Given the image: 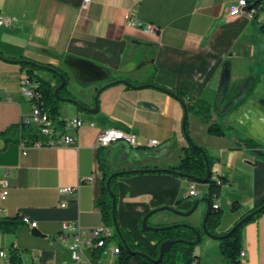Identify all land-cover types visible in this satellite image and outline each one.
Returning a JSON list of instances; mask_svg holds the SVG:
<instances>
[{
	"label": "crops",
	"instance_id": "1",
	"mask_svg": "<svg viewBox=\"0 0 264 264\" xmlns=\"http://www.w3.org/2000/svg\"><path fill=\"white\" fill-rule=\"evenodd\" d=\"M237 1L92 0L85 6L84 0H0L1 12L17 18L0 26L4 57L62 68L69 76V92L88 108L95 107V94L106 85L96 113L69 101L58 103L59 119L79 117L88 122L69 131L75 144L29 146L23 153L25 140H8L0 134V182H9L0 218L20 215L37 222L36 227L23 222L15 233L0 231V249L8 251L12 244L26 249L23 264H75L67 242L59 235L64 221H78L85 240L105 223L98 206L103 188L99 157L108 160L113 172L180 162L189 144L183 128L184 105L160 86L185 88L212 106L210 121L194 113L188 119L192 140L216 159L214 177L229 179L216 201L224 209L218 231H227L241 215L264 201V107L259 101L264 90L257 86L245 98L259 77L257 53L261 50L264 55V10L257 16L246 12L230 16L228 9ZM134 19L156 23L161 31L148 33L133 24ZM26 72L21 64L0 57V131L31 114L32 104L20 92V78ZM38 74L54 82L50 72ZM120 79L152 85H107ZM226 79L230 80L228 87ZM239 96L225 108L226 101ZM211 122L226 127V134H210ZM108 127L133 130L140 140L157 139L160 144L133 148L117 141L99 147L97 137ZM243 138L253 139L258 146L238 148ZM126 147L132 152L125 154ZM191 184L196 195L208 191L207 183L199 189L196 182L169 172L119 176V223L154 253L157 244L141 231L139 219L160 206L191 208ZM67 186L74 191H59ZM235 200L242 205L239 212L231 211ZM197 209L199 215L188 220L196 226L202 223L207 204L200 203ZM185 220L164 210L153 214L149 222L168 225ZM33 228L42 236L34 235ZM242 250L244 264H264V215L243 228ZM195 254L198 264H225L218 239L209 235L196 245ZM116 258L110 250L103 251L100 264H116ZM0 264H7L6 259L0 257ZM131 264L138 263L132 260Z\"/></svg>",
	"mask_w": 264,
	"mask_h": 264
},
{
	"label": "trees",
	"instance_id": "2",
	"mask_svg": "<svg viewBox=\"0 0 264 264\" xmlns=\"http://www.w3.org/2000/svg\"><path fill=\"white\" fill-rule=\"evenodd\" d=\"M252 6L256 9L254 16L264 10V0H250ZM262 28L264 29V23ZM5 60L17 62L21 64L22 68L25 69L28 75L37 82L36 96L32 99V103L41 108L42 111L48 112L54 121L58 125H63L64 120L58 118L59 116V106L58 103L60 99L55 95V89L61 84V78L57 72H54L52 69H56L62 72L67 77V84L61 88L59 94L63 97H73L69 92V76L65 70L55 66L50 63H41L28 58H11L4 57ZM33 61V62H32ZM51 68V70L49 69ZM48 71L54 77V82L44 79L38 74V71ZM260 77H257L250 85L249 93L246 95L247 98L251 95L258 85V80ZM159 86V85H158ZM171 91L175 96L180 100L185 102L187 110L189 113H194L203 117L205 120L210 121L212 118V106L203 98H194L192 97L187 89L185 88H167L160 86ZM66 93V94H65ZM208 132L212 135L223 136L227 132V128L221 125L219 122H211L208 126ZM186 133L189 134V119L186 122ZM1 135H5L8 140H25L28 144H33L37 140H43L45 143L48 138L41 136L37 133L34 126L29 123L21 120L19 123H13L6 129L0 131ZM192 139V138H191ZM193 141V140H192ZM245 145L247 147H257L258 144L251 138H243L237 142V147ZM100 166L103 173V188L102 195L98 200V206L101 208V213L104 222L112 228L113 234L112 237L108 238L110 241H115L119 245V253L116 258V264H131L132 260H136L138 264H178L179 259L181 264H198L199 257L195 254L196 244L187 243V242H177L173 244L170 250L164 254L163 258L160 261H155L159 257V246L160 243L167 239H184L188 241L196 240V231L185 226H177L174 228H167L162 230H147L142 227V221L144 216L139 219V227L142 232L146 233L152 240L157 244L156 251L154 253L150 252L143 243L136 241L132 234L127 232L119 223L117 218V225L120 231L121 236L117 233L114 223H113V208H112V196L110 195L106 182L108 177L113 173L109 166L107 159L99 157ZM215 158L209 154L207 149L195 141L189 142L185 147V155L176 165L165 167L168 171L155 170L153 172H169L173 175H177L183 178H186L192 182H200L201 179L205 178L208 173L207 161L210 164V169L212 176L207 182L208 191L205 193L204 197H208L212 202V209L208 215L206 226L209 232L213 235L218 236L220 252L225 259V264H244L240 256L242 251V231L245 225L248 223L259 219L264 215V209L260 212L253 214L250 218L245 219V217L264 205L262 201L259 205L248 210L234 223V225L227 231L220 232L218 228L221 224V219L224 214V209L219 205L215 207L216 201L221 197L223 186L229 183V179L220 175L218 178H215L213 175L212 167L215 162ZM160 168V167H157ZM139 172H126L120 176L132 175ZM119 176H114L111 181V189L117 195L118 199V185L117 179ZM196 201V200H195ZM194 201V202H195ZM193 202V204H194ZM176 207V206H175ZM242 208L241 203L238 200H235L231 204V211L239 212ZM117 216V208H116ZM23 216L17 215L13 217H2L0 218V231L4 233H15L17 227L23 223ZM186 222V221H184ZM149 224H151L149 222ZM163 223L157 224V226H162ZM197 230L202 233V238L205 233L202 228L195 226ZM108 240V241H109ZM127 244L129 250L126 249L125 245ZM104 247L95 248L92 251V256L95 261H99L102 255ZM26 252V249H19L14 244H12L8 249V258L7 264H23L22 254ZM135 252H144L150 255L153 259H148ZM36 264V263H34Z\"/></svg>",
	"mask_w": 264,
	"mask_h": 264
},
{
	"label": "built area",
	"instance_id": "3",
	"mask_svg": "<svg viewBox=\"0 0 264 264\" xmlns=\"http://www.w3.org/2000/svg\"><path fill=\"white\" fill-rule=\"evenodd\" d=\"M92 0H84V5L87 6ZM251 8L246 11L245 8L248 6ZM256 9L250 3V0H238L236 3L232 4L228 9V14L230 16H238L243 13H249L254 15ZM17 20L16 17L3 14L0 9V26L10 25ZM131 22L138 27L143 28L144 31L152 34H159L161 27L156 23H145L140 20H131ZM37 82L32 79L26 72L20 78V92L21 95L28 99L32 104L31 114L24 117L22 120L26 123L31 124L35 127L37 133L41 136L47 137L48 140L45 143L43 140H37L33 144H28L26 142L21 143V149L23 153H26V150L29 146H43L46 144H75L76 138L69 131L77 130L88 122L79 118L74 117L69 121H65L63 125H58L51 115L48 112L42 111L40 107L32 103V99L36 96ZM93 125V122H89ZM117 141H124L129 146L133 148L137 147H152L160 144V141L157 139H145L144 141L139 139L137 133L133 130H125L122 128L108 127L103 129L97 137V145L99 147H108L112 143ZM61 192H72L74 187L67 186L61 187L59 189ZM9 194V182L3 180L0 182V205L8 197ZM190 195H196V187L194 184L190 186ZM66 203H62L65 206ZM215 207H219L218 203H215ZM22 220L24 223L31 225L32 227L37 226L36 221H31L28 216H23ZM113 231L112 228L103 223L101 226L96 227L91 231L90 237L84 239L82 235V227L78 221H64L61 227V234L59 238L63 242H67L68 248L71 253L72 261L75 264H100L99 261H95L92 256V251L95 248L104 247L103 251L110 250L112 255L118 256L116 254V247L119 245L113 243L108 238L112 237ZM109 240V241H108ZM244 251L240 253L241 258L244 256ZM0 257L6 259L8 258V251L0 249Z\"/></svg>",
	"mask_w": 264,
	"mask_h": 264
},
{
	"label": "water",
	"instance_id": "4",
	"mask_svg": "<svg viewBox=\"0 0 264 264\" xmlns=\"http://www.w3.org/2000/svg\"><path fill=\"white\" fill-rule=\"evenodd\" d=\"M250 8H251V6L249 5L248 7L245 8V10L248 11ZM0 57L1 58H4V56L2 55L1 52H0ZM49 69L51 70V68H49ZM52 70L54 72H57L59 74V77L61 78V84L58 87H56V89H55V95L60 100H65V101L72 102V103L76 104L79 108L85 109V110H87V111H89L91 113H96V112L99 111V95H100L101 91L103 90V88L106 85L100 87L97 90V92L95 94V107L88 108L83 103H81L79 100H77V99H75L73 97H63V96H61L59 94L61 88L64 87L67 84V77L62 72H60V71H58L56 69H52ZM115 82H123L125 84L131 85V86H134V87H139V88L152 85V84L133 85L127 79H120V80L112 81V82L108 83L107 85H112ZM163 89H165V88H163ZM165 90L166 91H169L167 89H165ZM169 93L173 94L171 91H169ZM175 97L178 98L177 96H175ZM182 103H183L184 109H185L184 120H183V128H184L185 133H186V122H187V119H188V116H189V112L187 110V107L185 105V102L182 101ZM186 137H187V139H188V141L190 143L193 142L189 134L186 133ZM207 165H208V173H207V176L205 178H203V179L200 180V182H202V183H207L209 181V179L211 178V176H212L211 169H210V164H209L208 161H207ZM155 170L168 171V169L165 168V167H163V168L162 167L161 168H157V167H146V168H137V169H124V170L115 171V172L111 173V175L108 177L107 182H106V186H107V189H108L110 195L112 196L113 223H114V227H115L117 233L120 236H121V234H120V231H119V228H118V225H117V216H116L117 195L111 189V181H112L113 177L114 176H120V175H122L123 173H126V172H139V171H143V172H153ZM202 201H204L207 204L206 213H205V216H204L203 221H202V229H203V231H204L205 234H207V235H209L211 237H214V238H218V236L213 235L211 232H209V230L207 229V226H206V222H207L208 215H209V213H210V211L212 209V202H211V200L208 197H202V198H198L194 202V204L192 205V207L189 208L188 210H181V209H178L175 206H169V205L156 207V208L151 209L150 211H148L144 215V218H143V221H142V227L144 229H147V230H162V229H167V228H174V227H177V226L189 227V228H191V229H193V230L196 231V236H197L196 240H194V241H188V240H184V239H167V240H165V241H163V242L160 243V246H159V257L157 259H153L150 255H148L147 253H144V252H135V253H138V254H140V255L148 258V259H153L155 261H160L163 258L164 254L167 253L170 250L171 246L173 244L177 243V242L183 241V242L192 243V244H196V245L198 243H200V241L202 239V233L195 228V225H193V224H191L189 222H178V223H172V224H168V225L157 226V225H151V224H149V219H150V217L153 214H155L157 212H160V211H164V210H170L173 213L178 214L180 216H190V215H192L194 213V211L198 208L199 204ZM263 209H264V205L261 206V207H259L258 209H256L252 213L248 214L245 217V219L250 218L253 214H255L257 212H260ZM32 233L34 235H36V236H42V233L37 228H33ZM124 245H125L126 249L129 250L128 245L127 244H124Z\"/></svg>",
	"mask_w": 264,
	"mask_h": 264
},
{
	"label": "rangeland",
	"instance_id": "5",
	"mask_svg": "<svg viewBox=\"0 0 264 264\" xmlns=\"http://www.w3.org/2000/svg\"><path fill=\"white\" fill-rule=\"evenodd\" d=\"M254 23H257V21L256 20H254ZM257 56H258V59H257V61H258V65L256 66V69H257V71H259V77H260V79L258 80V87H260V89H262V90H264V55L262 54V51L261 50H259V52L257 53ZM256 64V63H255ZM41 70H39L38 72H40ZM45 72H48V71H45ZM227 80V79H226ZM230 84V80H227V82H226V84H225V86L226 87H228V85ZM66 94V93H65ZM240 98V96L239 97H235V98H233V99H231L230 101H226V103H225V108L226 107H229L230 105H232L233 104V102H235V101H237L238 99ZM234 100V101H233ZM259 101L261 102V104L263 105V107H264V97H261V99H259ZM60 102V101H59ZM219 107V106H218ZM241 134H243V133H241ZM130 152H132L131 151V149L129 148V147H126V153L125 154H127V153H130ZM197 183V187L199 188V189H202V183L201 182H196ZM202 197H204V195H202V194H200V195H194V196H190L188 199H191V200H193V201H195V200H197L198 198H202ZM201 203H205L204 201H202ZM199 214H198V209H196L195 211H194V213L192 214V215H190V216H183V218H185V219H187V220H185L186 222H189V223H191L190 221H188V220H192V219H194L196 216H198ZM194 225V224H193ZM196 226V225H195ZM198 227H200V228H202V223H199V225H197ZM207 234H205V236H206ZM198 245V244H197ZM178 264H181V260L179 259V261H178Z\"/></svg>",
	"mask_w": 264,
	"mask_h": 264
},
{
	"label": "bare ground",
	"instance_id": "6",
	"mask_svg": "<svg viewBox=\"0 0 264 264\" xmlns=\"http://www.w3.org/2000/svg\"><path fill=\"white\" fill-rule=\"evenodd\" d=\"M119 253V247H116V254Z\"/></svg>",
	"mask_w": 264,
	"mask_h": 264
}]
</instances>
